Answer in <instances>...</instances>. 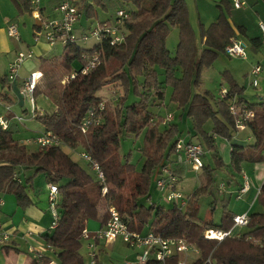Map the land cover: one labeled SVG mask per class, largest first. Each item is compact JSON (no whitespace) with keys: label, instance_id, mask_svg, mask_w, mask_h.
I'll use <instances>...</instances> for the list:
<instances>
[{"label":"trees","instance_id":"16d2710c","mask_svg":"<svg viewBox=\"0 0 264 264\" xmlns=\"http://www.w3.org/2000/svg\"><path fill=\"white\" fill-rule=\"evenodd\" d=\"M10 2L18 15L26 12L32 15L31 0ZM70 3L77 10L78 21L81 12L89 20L94 16L98 18L95 9L100 10L104 19L98 24L102 28L112 26L116 13L122 11L124 16L117 30L122 32L123 41L119 46H111L110 37L102 31L101 39L96 40L97 44L92 48L83 49L78 42L62 48L56 66L63 68L64 72L70 71L74 60L79 61L77 73L85 58L97 55L100 62L87 74H77L62 84L58 94H52V88L49 89L47 95L53 99L55 111L39 114L33 119L42 125L43 132H50L60 140L59 146L38 147V150L28 152L24 144L12 139L13 128L9 121L13 116L8 112V118L3 117L7 127H0V196L13 195L19 206L26 207L29 204L27 191L31 190L32 180L37 175H43L48 186L57 187L56 226L41 239L53 248L59 264H85L81 254L82 232L94 210L103 204L114 207L132 232H151L167 239L184 240L199 252L191 264H205L208 259L211 264H264V182L256 196L261 211L248 214L247 233L225 237L221 241L206 240L205 231H229L236 215L224 214L220 225L202 222L198 218L196 200L209 188L213 174L203 162L204 153L201 158L204 181L190 196L184 197L186 204L183 208L143 204L150 198L152 177L159 176L162 168L167 167L177 182L184 177V164L176 161L178 142L191 144L192 138L200 136L209 151L215 152L216 138L231 141L234 133L239 131L236 120L244 117L243 110L253 113L251 120L243 122L251 141L245 145L231 144L229 168L234 170L231 176L242 174L243 165L264 163V99L254 103L245 101L243 88L230 79H226L229 88L224 99L215 98L208 91L193 92L198 86L200 72L211 67L218 54L223 53L225 46L235 37V32L245 37V29L237 26L235 31L220 14L207 29L200 31L202 49L198 51L183 0H91L90 3L81 0ZM34 28L37 30L38 26ZM171 28L178 30V45L173 55L165 46ZM249 43L257 48L261 40L250 39ZM109 60L119 65L111 73L105 67ZM161 75L162 81L159 79ZM3 83H7L6 76ZM106 86L112 94L117 93L111 112L106 107L108 100L98 94ZM166 89H170L169 102L177 109H185L186 118L191 122L192 129L187 133L191 139L188 141H182L177 125L163 123L165 117L149 110L163 104ZM130 98L132 103L128 104ZM231 105L239 109V113L231 114ZM26 113L27 110L23 112ZM90 113L99 118L100 123L89 125L82 133L80 126ZM209 122L212 129L205 131ZM122 134L136 138L143 136L139 149L143 164L139 171L127 157L122 160L119 155ZM63 148L72 151L79 148L100 166L105 179V194H102V186L95 175L92 173V177L73 162ZM212 160L217 167L228 168L215 153ZM21 171H32L33 176L23 180ZM132 174L136 176V182L126 195L123 189L127 177ZM105 219L104 213L103 223ZM179 259L176 255L163 263L150 261L147 264H179Z\"/></svg>","mask_w":264,"mask_h":264},{"label":"rangeland","instance_id":"374dc122","mask_svg":"<svg viewBox=\"0 0 264 264\" xmlns=\"http://www.w3.org/2000/svg\"><path fill=\"white\" fill-rule=\"evenodd\" d=\"M46 2L47 0H41ZM71 2H78L79 0H70ZM230 3L229 16L232 21L242 20L246 23V30H248L247 34L252 35L257 33L259 25L264 24V2L261 0H243L244 6L241 9H235L232 5L233 0H226ZM220 2V0H205L201 4L197 5V9L201 15V18L205 20V27L210 25L211 15L214 14L216 4ZM79 3V2H78ZM47 13H50V5L47 6ZM95 14L97 17H93L91 19H86L84 12L80 13L79 21L82 22V26H75L76 29H83L86 33L90 30L96 28L99 21L104 19L103 13L95 9ZM59 15L56 14V17ZM6 20H10L14 22L17 26V30L20 35L19 41H14L12 39L6 38L5 51L0 52V78L3 75H9V65L15 60L16 56L19 53L25 55V61L20 65L17 70V77H28L34 71L43 72L44 68H50V63L54 61H60V54L62 53L63 47H61L60 43H56L52 46L51 49L54 51H50L44 54V58L49 59L50 63L39 58L37 52V43L48 45L43 36L37 37L36 30L34 26H39L41 24L40 20H36L32 17L28 12L18 15L13 4L10 0H0V28H3ZM79 31L76 30V33ZM254 32V33H252ZM255 35V34H254ZM250 37V36H249ZM3 40L0 37V47L1 42ZM79 47L83 49L92 48L95 44H97L96 40L90 39L86 43L78 42ZM178 45V30L176 28H171L166 41L165 46L166 49L170 52L171 55L174 54ZM31 52V55L29 54ZM55 56V57H54ZM54 57V58H52ZM53 59H55L53 61ZM259 64L262 68V72L258 76L259 85L256 88L251 86V81L253 79L248 73L253 66ZM118 63L112 60H109L105 63L106 70L108 73L116 70L118 68ZM54 68L58 69V66H54ZM49 70L47 74V80H43V78L38 82L36 93L34 95L37 110L41 113L51 114L55 111V104L53 99L48 97L47 93L49 89L52 88V94H58L62 88L61 82L65 77L69 76L74 71L80 68L79 61L74 60L71 69L69 72H64V70ZM48 71V70H47ZM231 73L234 75V79L238 86L243 87V96L244 99L249 103H254L259 100L260 97H264V50H258L250 46L249 53L247 54V59H230L224 55V53L218 54V58L216 61L209 67L208 69H203L198 78V86L194 87L193 92L202 93L204 91H208L212 96L218 98L219 92L221 89L229 88L228 82L223 78V74ZM61 73V74H60ZM232 78V79H233ZM159 79L162 81L163 76H159ZM8 83H13L9 81ZM17 88V87H16ZM18 90V88H17ZM41 90V91H40ZM99 95L105 97L108 102L106 103V107L111 112L115 106L114 99L117 97V93L112 94V90H109V86L101 89L98 93ZM169 94L170 89H166L165 98L163 104L158 106L150 107V111L152 113H160V116L166 117L170 115L173 117L171 123L178 126L179 131L181 132L182 141H188L189 138L188 132L191 131L192 125L191 122L186 118L185 109H177L175 105L169 102ZM110 97V98H109ZM13 102H4V105H0V117H7L8 112L6 111V107H9V114L11 116L23 117V121L17 122L14 120L9 121V125L12 126V139L18 143L23 144L25 141H32L36 138L40 133L44 131L42 125L33 119H30L27 115L23 116L21 111L22 108L29 109V105L26 101L21 99L20 95V104L17 105V98L12 95ZM132 98L128 100V104L132 103ZM159 115V114H158ZM8 118V117H7ZM211 124L206 123L204 130L211 131ZM240 133H234V137L238 139H242V144L245 145L244 139L248 136L247 132L239 131ZM143 136H139L138 138L122 134L120 136V148L119 155L122 160L124 157H127L129 163L135 168L136 171H139L143 164V157L141 156L139 149L142 146ZM191 141L193 143H199L203 148V162L205 166H209L212 169V182L209 188L201 193V195L196 200V207L198 210V218L203 221H211L214 225H220L221 218L224 214H234L236 216H241L246 213H254L261 211V205L259 201L255 198L257 190L260 188L261 183L264 182H255V172L250 167L243 165L244 172L241 175H233L232 172L234 170H230L229 161H230V145L234 143V141H227L221 138L215 139V152L209 151L207 148L205 141L202 137L198 136L197 138H192ZM26 150L28 152H34L38 150V147L34 144H27ZM64 152L69 155L71 160L77 163L83 170L88 172L93 177V172L91 171L88 163L80 157L82 153L81 149H77L75 151L69 150L67 148H63ZM213 153L217 154L221 160L222 165L228 167L221 169L217 167L213 160ZM129 155V156H128ZM223 166V167H224ZM186 175L177 183V191H179L183 197L190 196L194 190H197L200 187V184L204 181L203 171L195 173L189 169V167H185ZM264 169V167H261ZM20 174L24 180V177L27 179L33 176L32 171H21ZM258 174V173H257ZM243 176L248 181L249 188H252L251 197L249 195H243L242 197L236 198L239 187H242L244 180ZM242 178V181H241ZM158 179L157 175H154L151 180V188L149 192L148 200H144L143 204L148 206L151 203L156 205H161L165 208L170 205L165 203L163 200V195L159 193L155 188V183ZM136 182V176L134 174L127 177V183L123 192L126 195H129L131 192L133 185ZM29 186V185H27ZM47 187V182L43 175H37L32 180V190L38 195L41 192L45 191ZM219 188V190H218ZM30 189V186H29ZM5 196V195H2ZM229 196V200H228ZM227 203V204H226ZM226 205V207H225ZM106 205L99 206L94 210L91 217L87 220V226L90 229L96 227L95 218L99 216V212H106ZM242 211L245 212L242 214ZM234 231L239 234H246V227L236 228ZM87 243L85 241L82 242L81 254L86 260V247ZM100 247V248H99ZM100 249V250H99ZM99 250V252H98ZM97 256L99 264H138V256L142 254L143 249H136L127 246L120 239L114 240L110 243H99L96 246ZM47 257L51 258L53 261H56L55 255L52 252H47L45 254ZM199 254H195L194 251H189L186 254H182L179 256V260L184 264L193 263Z\"/></svg>","mask_w":264,"mask_h":264},{"label":"built area","instance_id":"2783aa9c","mask_svg":"<svg viewBox=\"0 0 264 264\" xmlns=\"http://www.w3.org/2000/svg\"><path fill=\"white\" fill-rule=\"evenodd\" d=\"M33 7L32 17L36 20H40L41 24L38 26L36 32L37 37L43 36L49 46H54L56 43H60L61 46H65L68 43L82 42L86 43L90 39L100 40L102 31L110 37L111 46H119L123 41V34L117 30L120 26V19L124 16L122 11L116 13V20L112 26H104L103 28L97 24L96 28L90 30L86 34H75V26L78 23V14L76 8L70 3V0H61L56 8L59 14V19L54 21L44 22L39 13L40 3L39 0H31ZM243 0H233L232 5L235 9H241L244 6ZM260 40L262 48H264V24L259 25ZM6 34L10 39L19 41V32L17 26L14 23H9L6 28ZM224 55L231 59H247V44L237 38H232L225 46ZM31 55V52H29ZM25 61V55L19 53L15 60L9 65V75H6L7 82H14L17 78V70L20 65ZM85 63L80 71L77 73L74 71L69 76L65 77L61 84L67 83L73 79L77 74H87L93 68L99 64V58L97 55L85 58ZM249 72V75L253 77L251 86L256 88L258 86V76L261 73V66H253ZM42 74L40 72H32L25 80H23L19 95L29 105L26 115L30 119H34L40 112L37 110L34 91L38 82L41 80ZM227 94V89H221L219 97L224 99ZM0 103H3V99L0 97ZM103 109V105L100 110ZM6 111L9 112V107H6ZM231 114L235 115L239 113V109L234 106L229 107ZM244 117H240L236 120V125L239 130L244 129V121L251 120L253 113L243 110ZM172 116L167 115L164 118L163 123L171 122ZM13 120L17 122L23 121V117L13 116ZM100 119L90 113L89 116L83 121L80 126V131L84 133L89 125H98ZM0 127L5 129L7 127V121L0 117ZM24 145L34 144L39 148L56 147L60 145V140L56 138L50 132H42L32 141H25ZM202 148L196 143L184 144L178 142L175 148L176 161L178 164H184L195 173L202 169ZM80 157L85 160L91 168V171L95 175L98 183L102 186V194L106 193L105 179L100 166L91 159V157L85 153H81ZM16 177V176H14ZM244 183L242 187L238 189L236 198L241 197L249 189V184L245 176H243ZM177 178L173 176L168 168H162L160 175L155 183L156 190L163 195V200L169 205H175L178 208H183L186 204L185 198L177 191ZM58 190L55 185L48 186L47 203L48 210L51 215L52 223L50 230H53L56 226L57 220V205H58ZM106 219L101 228L95 232H89L86 227L82 232V240L87 243L85 250L86 260L85 264H98V256L96 246L99 243H110L114 240L120 239L123 243L131 248L143 249L141 255L138 256V264H147L150 261L157 263H163L169 258L176 255L186 254L189 251H194L195 254H199L198 250L187 244L182 239H167L159 235H155L151 232L140 234L129 230L126 221H124L117 210L109 206L105 212ZM248 224V214L241 216H235L233 218V226L229 231L220 230H207L204 233L206 240L221 241L225 237L239 236V233L234 231L236 228L246 227ZM28 236V235H26ZM11 240V234L7 231H0V245H5ZM54 250L49 245L44 244L41 248L29 247L27 253L33 257V260L38 264H59L57 261H53L45 254ZM179 264H184L179 262ZM205 264H211L208 259Z\"/></svg>","mask_w":264,"mask_h":264},{"label":"crops","instance_id":"0c3cea01","mask_svg":"<svg viewBox=\"0 0 264 264\" xmlns=\"http://www.w3.org/2000/svg\"><path fill=\"white\" fill-rule=\"evenodd\" d=\"M79 0L78 2H80ZM87 3H90L91 0H84ZM186 9L188 12V20L189 24L194 32V37H195V45L196 49L198 51H201L202 49V41L200 37V31L207 29L212 23L215 22L216 18L218 15H223L230 26L235 30L237 26H241L245 29V37L239 35L237 32H235V37L237 39H240L244 41L247 44V54L249 53L250 46L251 44L249 43L250 39H255V38H260V31L258 28L257 33H254L252 35H248L246 30V23H244L241 19L235 23L232 21L231 17L229 16V10H230V3L227 2L226 0H220L216 4V9L214 11V14L211 15V23L208 27H205L206 24L204 23L205 20L201 18V15L199 13V10L197 9V5L201 4L202 2H205V0H183ZM40 2V16L41 19L44 22L48 21H54L58 20L59 17H56V14L59 15L56 11V8L60 2V0H47L46 2H43L39 0ZM74 2V3H78ZM50 5V13H47V6ZM10 23V20H6L4 23L3 28H0V37L3 40L1 42L2 47H0V52L5 51L6 48L4 45L6 38L10 39L7 34H6V28L7 25ZM15 24V23H14ZM16 25V24H15ZM82 26V22L78 21L77 26ZM76 26V28H77ZM36 27V25L34 26ZM75 28L76 30L79 31L76 33L77 35L81 34L83 32V29L79 30ZM38 30V29H37ZM36 30V32H37ZM236 31V30H235ZM250 36V37H249ZM20 38V35H19ZM63 47V46H61ZM37 48H38V56L42 60L46 61L47 63L49 62V59L44 58V54L54 51L51 49L52 47L49 45H44V44H39L37 43ZM256 48V47H253ZM62 49V48H61ZM258 50H264L261 45L258 44L257 48ZM44 55V56H43ZM55 57V56H54ZM52 57V58H54ZM231 59V58H230ZM55 59H53L54 61ZM57 62L59 61H54L53 63H50V68H44L43 72L41 71H34V72H40L42 74L43 80H47V74L49 70H53L54 66L58 65ZM55 63V64H54ZM54 64V65H53ZM53 65V66H52ZM259 65V64H257ZM55 70H62L63 68H54ZM48 70V71H47ZM251 70H248L250 72ZM262 72V70H261ZM61 74V73H60ZM249 74V73H248ZM6 75H3V77L0 78V95L1 98L3 99V103H0L1 106L4 105V102H13L12 95L15 94L17 98V105L20 104V98H19V90L21 87V84L23 80L26 79V77H17L16 80L13 83H3L4 78ZM234 75H232V72L225 73L223 74V78L226 80L230 79L233 80L235 83V79L233 78ZM233 78V79H232ZM259 82V80H258ZM237 84V83H236ZM238 85V84H237ZM259 85V83H258ZM18 90H17V88ZM241 87V86H240ZM243 88V87H242ZM254 88V87H253ZM228 89V87H227ZM41 91V90H40ZM21 97V96H20ZM244 98V96L242 95ZM22 99V98H21ZM261 99H264V97H260L259 100L255 101L258 102ZM246 101V100H245ZM22 113L26 111V108H20ZM10 112V110H9ZM40 114H45L41 113ZM14 116V115H13ZM24 116V114H23ZM242 132H247L248 136L244 139L245 143H248L251 141V135L247 129H242L239 130ZM235 133L236 136L240 132ZM232 141L242 144V139H238L237 137H233ZM215 142V140H214ZM231 146V145H230ZM230 162V161H229ZM181 165V164H180ZM184 168L186 167L185 165H182ZM253 169V171L256 173L255 174V182H261L264 180V169L261 167H264V163H256L254 165H246ZM186 170V168H185ZM258 173V174H257ZM186 175V172H185ZM184 175V177H185ZM241 175V174H240ZM183 177V178H184ZM242 181V178H241ZM262 184V183H261ZM240 188V187H239ZM259 190V189H258ZM257 190V193H258ZM251 192L252 188L250 187L248 191L243 194V195H249L251 197ZM47 193H48V184L47 187L45 188L44 192H41L39 195L35 193L32 189L27 191V200L29 204L26 207H21L18 205L16 198L13 195H5V196H0V231H7L11 234V240L5 244V245H0V264H38L33 260V257L27 253L28 248L34 247V248H41L44 245V242L42 241L41 237L45 235L48 230H50L51 226V215L48 210V203H47ZM257 193L255 195V198L257 196ZM241 195V197L243 196ZM245 212L242 211V214ZM249 214V213H246ZM103 212H99V216L95 218L96 220V227L93 229H90L87 226L86 222V229L89 232H95L101 228L103 225ZM28 235V236H26ZM7 248L4 250L3 248Z\"/></svg>","mask_w":264,"mask_h":264}]
</instances>
